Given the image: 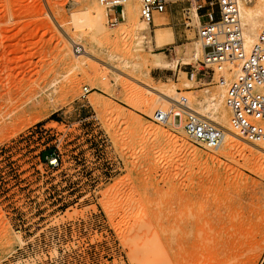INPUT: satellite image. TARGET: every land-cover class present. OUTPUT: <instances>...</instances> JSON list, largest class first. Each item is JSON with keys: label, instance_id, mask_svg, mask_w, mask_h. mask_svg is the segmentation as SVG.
Here are the masks:
<instances>
[{"label": "rangeland", "instance_id": "obj_1", "mask_svg": "<svg viewBox=\"0 0 264 264\" xmlns=\"http://www.w3.org/2000/svg\"><path fill=\"white\" fill-rule=\"evenodd\" d=\"M167 1L156 17L172 39L158 44L143 22L118 38L126 21L111 28L97 0H0V264H264L258 147L240 137L206 150L151 119L172 106L139 82L173 86L199 113L214 98L211 119L229 115L202 64L195 5ZM83 3L99 7L109 41L76 35ZM202 212L226 216L227 230ZM241 212L254 229L240 249L230 229Z\"/></svg>", "mask_w": 264, "mask_h": 264}, {"label": "built area", "instance_id": "obj_2", "mask_svg": "<svg viewBox=\"0 0 264 264\" xmlns=\"http://www.w3.org/2000/svg\"><path fill=\"white\" fill-rule=\"evenodd\" d=\"M72 3L74 0H57ZM106 12L111 28L126 21L129 0H97ZM256 0H192L199 19L196 34L202 49V64L211 73V82L224 89L223 103L231 127L239 137L256 143L264 151V26L247 50L240 19V4ZM139 20L154 27V18L166 12L167 0H137ZM202 20V21H200ZM89 93L84 88V94ZM152 121L177 124L195 145L218 150L224 132L194 112L181 96L167 111H156Z\"/></svg>", "mask_w": 264, "mask_h": 264}, {"label": "bare ground", "instance_id": "obj_3", "mask_svg": "<svg viewBox=\"0 0 264 264\" xmlns=\"http://www.w3.org/2000/svg\"><path fill=\"white\" fill-rule=\"evenodd\" d=\"M260 2L257 4V6H255V8H249V7H246V6L240 4V19H241L242 28H243L244 44H245V48L247 50L254 43V41H255V39H256V37H257L260 29L264 26V0H261ZM242 4H245V3H242ZM79 9L82 12V13L80 12L81 15L83 14V16H81L79 14L81 17L80 18L77 17V18H78V20L79 19H83V21L76 20L77 22H79L81 24L80 25L79 23H77V26H76L77 28L75 27L76 32L78 33V34L76 33V35H83V34L86 35V34H88V35H90L92 37L97 38L98 40L109 41V38L110 37L106 34L107 31L100 25L98 19H94V17H93L94 14L95 15L100 14L99 7L92 6L89 3H87V4L86 3H83V4H80ZM137 11H138V8L135 9V11H134L133 4H132L131 1H129L127 3V5H126V23H127L126 26H127V28L126 29H122L123 31H120L121 33H118V35H117L118 38L126 39L128 41L129 40H133V38H135L134 36H136V32L138 30L144 31L147 28V25L148 24L147 25H144L142 22L138 21L137 18L135 17V14L137 13ZM78 12H79V10H78ZM194 17H196V16H194ZM57 18L55 19V21L58 24H60L61 21L59 19H57ZM62 22H64V21L62 20ZM163 24H164L163 21L158 20L157 17L154 18V25L156 27H160ZM78 25L81 26V27H79ZM166 38L172 39V36H171L170 31L164 30V29H160V28H157L155 30L154 40L156 41V43L162 44L165 41ZM138 40H140V39H138ZM104 41H102V42L104 43ZM68 42H70L72 45H75V46L78 45V41L76 40V38L74 36H71L69 38V41ZM102 42H101V46H103L104 44H106V43H104L102 45ZM140 42H141V40L137 42L138 45H140ZM96 43L98 44L99 41H97ZM82 53L84 55H87L88 54L87 51H86V49H84V48L82 50ZM198 55H199V48L197 47L195 49V53L193 55L194 59H197ZM150 65L152 67H156L157 68V67H161V66H166L167 64L162 63V62H159V61L156 60L155 62H151ZM139 83L141 84V86H143V88L146 91V93L148 95H150V96H153V98L154 97H156V98L159 97L162 101L166 102V104H168L170 106H173L175 104V100L172 98V96L176 93L173 90V86H169V85L164 84V83H159L157 85H146V84L141 83V82H139ZM223 99H224V91H223V94L219 97L218 103H221ZM214 100H215L214 98H211L210 99V104L208 106H206V107L203 108L202 113H199V111H197V110H193V111L196 112L197 114L202 115V116H204V115L207 114L204 117L207 118L208 120H210L211 122H213L214 124H216L218 127H220L223 130V132H224L223 143H227L228 144L229 138H231V139L232 138H234V139L235 138H240L239 137V132L236 129H234L233 127H231V125L229 123V115L225 111H222L221 110L219 112V116L218 117H214V119H211L212 117L208 113L209 112V108H212V110H214V111H216V109H217V106L216 107H213L214 105H212V102H214ZM217 105H219V104H217ZM164 107H166L165 104L163 106L160 105V110H158V108H156L155 109V112L156 111H162L163 112L164 111ZM157 134H159V133H157ZM162 134H164V133H162ZM235 140H237V139H235ZM248 143L251 144L252 146L258 147V145L256 143H250V142H248ZM175 144H177V141L176 140H175ZM258 148H254V147L252 148V149L256 150L255 152H253V154L256 155L257 158L263 160V162H264V156H262V154L260 153V152H262V150L260 151L259 150L260 148L259 149ZM191 153H189V154H191ZM204 195H205V193H204ZM251 206H253V205H251ZM244 207H246V206L244 205ZM202 209H203V207H202ZM205 209H206V206L204 207V210ZM207 209H208V207H207ZM203 215H204V213H203ZM239 216H240V218L238 217L235 222H232L231 221V225L232 226H231V229L230 230H234V238H235L234 241H235V244H236L237 247L240 246V249H241V247H243V245L245 244L244 243V239L246 238V235H248L250 233V231L254 229L253 228L254 225H252V222H253V219H254V214H252V212H251L248 215L247 214L245 215L243 212H241L239 214ZM206 218L207 217L205 215L202 216V220L205 221V224H206L207 227H210L211 228L213 226H218L222 231H226L227 230L228 222H226L227 221V217L226 216L219 215L217 221H215V220H213L211 218L210 219H206ZM249 237H250V235H249ZM160 240L162 242H164V239L161 238ZM238 253H239V251H238ZM137 254L139 255V253H137ZM141 254H142V252H141ZM145 254H146V252H145Z\"/></svg>", "mask_w": 264, "mask_h": 264}, {"label": "crops", "instance_id": "obj_4", "mask_svg": "<svg viewBox=\"0 0 264 264\" xmlns=\"http://www.w3.org/2000/svg\"><path fill=\"white\" fill-rule=\"evenodd\" d=\"M197 19H198V16H197ZM200 21H202V20H200ZM198 22H199V19H198ZM154 27H156L155 25H154ZM156 28H160V29H164V30H167V29H165V28H163V27H156ZM171 33V32H170ZM171 36H172V33H171Z\"/></svg>", "mask_w": 264, "mask_h": 264}]
</instances>
